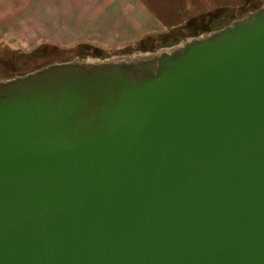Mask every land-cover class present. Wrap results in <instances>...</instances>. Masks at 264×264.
<instances>
[{"label": "water", "instance_id": "water-1", "mask_svg": "<svg viewBox=\"0 0 264 264\" xmlns=\"http://www.w3.org/2000/svg\"><path fill=\"white\" fill-rule=\"evenodd\" d=\"M0 264H264V5L0 79Z\"/></svg>", "mask_w": 264, "mask_h": 264}, {"label": "crops", "instance_id": "crops-1", "mask_svg": "<svg viewBox=\"0 0 264 264\" xmlns=\"http://www.w3.org/2000/svg\"><path fill=\"white\" fill-rule=\"evenodd\" d=\"M251 2L254 7L264 4V0H0V45L23 51L50 46L111 53L136 48L154 40V35L210 28L221 20L228 24L235 20L230 15L250 12Z\"/></svg>", "mask_w": 264, "mask_h": 264}, {"label": "rangeland", "instance_id": "rangeland-1", "mask_svg": "<svg viewBox=\"0 0 264 264\" xmlns=\"http://www.w3.org/2000/svg\"><path fill=\"white\" fill-rule=\"evenodd\" d=\"M263 5L264 4H260V6L257 7H261ZM254 6H256V3L251 2L250 6H248L247 9H251ZM245 11L246 10H241L240 12L242 14H239V12H237L230 15L229 18L233 17L236 20L242 17ZM228 21L229 20H227L226 22ZM217 22L218 24H223V20ZM229 23L230 22H228V24ZM218 24H215L212 27L210 26V29H215L216 27H218ZM206 28H209V26H206ZM212 31H203V28L200 27L197 28V31L196 29H194L193 31L186 29L181 32H171L170 35H154V40L144 41V43H140L136 48H128L111 53H104L97 49L88 47H77L69 50H62L50 46H40L30 51H23L0 45V79L9 78L14 75H21L25 72L34 70L48 62H61L68 60L99 62L103 60L117 59L120 57H131L138 54L155 53L175 45L183 44L190 38L200 37Z\"/></svg>", "mask_w": 264, "mask_h": 264}, {"label": "trees", "instance_id": "trees-1", "mask_svg": "<svg viewBox=\"0 0 264 264\" xmlns=\"http://www.w3.org/2000/svg\"><path fill=\"white\" fill-rule=\"evenodd\" d=\"M257 8H258V7H253V8L250 9V11L255 10V9H257ZM225 25H226V24H225ZM225 25H224V24H223V25H219V26H218L217 28H215V29L206 28V26H208V25H206L205 28H204V25H203L201 28H203V31L207 30V32H208V30H209V31L217 30V29H220V28L224 27ZM192 31H193V30H192ZM196 31H197V30H196Z\"/></svg>", "mask_w": 264, "mask_h": 264}, {"label": "bare ground", "instance_id": "bare-ground-1", "mask_svg": "<svg viewBox=\"0 0 264 264\" xmlns=\"http://www.w3.org/2000/svg\"><path fill=\"white\" fill-rule=\"evenodd\" d=\"M86 62H90V61H86Z\"/></svg>", "mask_w": 264, "mask_h": 264}]
</instances>
